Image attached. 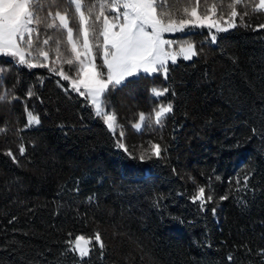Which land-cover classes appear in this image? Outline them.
<instances>
[{"label": "trees", "instance_id": "trees-1", "mask_svg": "<svg viewBox=\"0 0 264 264\" xmlns=\"http://www.w3.org/2000/svg\"><path fill=\"white\" fill-rule=\"evenodd\" d=\"M196 2L166 0L176 18ZM47 3L33 35L53 67L75 78V65L62 63L71 58L67 33L48 29L45 17L67 8L77 34L78 19L67 0ZM213 3L200 0V12ZM254 3L237 6L248 15L215 44L206 29L175 36V48L187 41L197 55L168 65L167 79L140 74L111 89L103 99L114 131L52 66L0 57V264H264V29L256 27L264 12H252ZM169 103L159 124L148 119ZM27 112L40 121L32 129ZM199 187L213 197L203 208L192 200ZM95 232L103 255L98 246L83 261L66 251L68 233Z\"/></svg>", "mask_w": 264, "mask_h": 264}, {"label": "snow or ice", "instance_id": "snow-or-ice-1", "mask_svg": "<svg viewBox=\"0 0 264 264\" xmlns=\"http://www.w3.org/2000/svg\"><path fill=\"white\" fill-rule=\"evenodd\" d=\"M248 2L249 0H230L227 5L230 11L225 18L220 12L224 7L223 0L213 3L203 13L199 9L200 0H197L195 6H185L183 15L176 18L166 0H67L68 6L74 9L78 19V34L70 26L67 8L63 12L48 11L45 19H51V23L47 24L48 29L66 31L71 58L63 60L62 63L70 67L75 65L76 76L71 78L62 68L56 70L55 67H51L49 70L56 72L63 80H70L71 88L91 103L96 115L103 118L109 129H114L116 116L105 111L103 99L111 89L123 86L129 78L140 73L163 72L167 79L169 61L175 64L177 57L190 60L197 55L194 45L187 41L179 44L178 51L168 50L177 42L165 39V33L208 29L212 42H216L218 33L237 27L236 20L248 15L247 12L241 15L237 7ZM51 6L47 0H0V55L12 57L15 62L29 68L48 67L44 61H49V52L40 46L39 36L33 35L38 33V29L32 25L43 23L38 13ZM251 10L254 13L264 12V0H255ZM96 25L100 26L98 33ZM256 27L264 29V24ZM93 38L96 39V44L90 43ZM50 40L51 37L44 39L43 44L48 45ZM100 49L102 65L95 62L96 50ZM34 50L37 52L36 59L42 57L43 61L33 62L30 59ZM60 58L58 48L57 59ZM52 64L54 65L55 61H52ZM4 70L0 67V73ZM152 91L155 96L160 97L169 89ZM28 95H33L31 90ZM6 98L0 96V100ZM172 111V105L169 103L160 106L158 110L154 109L148 119L154 116L155 123L159 124L161 119ZM27 115L28 126L40 123L38 117L31 112H27ZM145 122L146 116L142 112L139 115V122L133 127L139 129ZM118 147L125 148V145L121 143ZM150 150L157 157L161 155V147L158 144H151ZM19 151L21 154L25 152L23 144ZM7 154L14 156L12 152ZM144 158V155H141L140 159ZM212 199V195L206 194L204 187H199L192 197L193 202L199 201L202 208ZM64 243L67 245L66 251L78 255L81 261L90 257L97 246L103 255L104 243L99 232L88 236L68 233V239ZM228 259L231 260L232 257L229 256Z\"/></svg>", "mask_w": 264, "mask_h": 264}, {"label": "rangeland", "instance_id": "rangeland-1", "mask_svg": "<svg viewBox=\"0 0 264 264\" xmlns=\"http://www.w3.org/2000/svg\"><path fill=\"white\" fill-rule=\"evenodd\" d=\"M226 26V25H225ZM232 29V28H231ZM231 29H229V30H231ZM199 30H201V29H191V30H188V31H186V32H177V33H165L164 34V38L165 39H168V40H173V41H176V39H175V36H183V35H185V34H187V33H190V32H195V31H199ZM208 32H209V30L208 29H206ZM215 30H213V32H214ZM227 32V31H226ZM222 33H224V32H222ZM218 34H220V33H218ZM217 34V35H218ZM82 37H81V43H82ZM210 41H211V44H215L216 42H212V40H211V37H210V39H209ZM176 44V43H175ZM175 44H173V46H172V48L171 49H168V50H171V51H178L179 50V48L177 49V48H175ZM0 57H5V58H10V59H12L13 60V58L12 57H6V56H2V55H0ZM101 57H102V54H101ZM195 57V56H194ZM194 57H192V58H194ZM191 58V59H192ZM30 59H32L31 57H30ZM102 59V58H101ZM190 59V60H191ZM33 60V59H32ZM179 60H183V61H186V60H184L182 57H177V62L179 61ZM187 61H189V60H187ZM33 62H36V61H33ZM44 63H47L49 66H55V65H52L51 63H50V61H45ZM102 63H103V61H102ZM171 64H173L171 61H169L168 62V65H171ZM24 67H26V68H29L27 65H23ZM46 68V67H45ZM104 71H106V69H104ZM140 74H145V75H155V73H153V74H146V73H140ZM139 74V75H140ZM138 75V76H139ZM59 76V75H58ZM60 77V76H59ZM137 77V76H136ZM61 78V77H60ZM132 78H135V77H132ZM61 80H62V78H61ZM67 83H68V85H69V89L70 90H72V91H74L72 88H71V83H70V80H65ZM77 93V92H76ZM89 102V101H88ZM89 104L91 105V103L89 102ZM92 106V105H91ZM93 107V106H92ZM93 109H94V107H93ZM95 110V109H94ZM106 111V110H105ZM106 112H108V111H106ZM109 113V112H108ZM103 119V118H102ZM36 126V124H33V125H31V126H29V128L30 129H32L33 127H35ZM116 126H117V122H115V126H114V129H109L110 131H114L115 129H116Z\"/></svg>", "mask_w": 264, "mask_h": 264}]
</instances>
